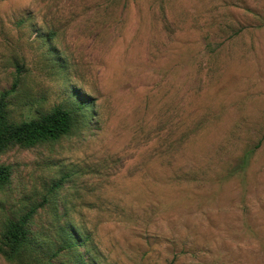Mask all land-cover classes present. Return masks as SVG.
<instances>
[{
	"label": "rangeland",
	"instance_id": "1",
	"mask_svg": "<svg viewBox=\"0 0 264 264\" xmlns=\"http://www.w3.org/2000/svg\"><path fill=\"white\" fill-rule=\"evenodd\" d=\"M17 79L16 120L76 95L91 116L0 155V237L38 207L54 240L64 178L80 264H264V0H0V92Z\"/></svg>",
	"mask_w": 264,
	"mask_h": 264
},
{
	"label": "trees",
	"instance_id": "2",
	"mask_svg": "<svg viewBox=\"0 0 264 264\" xmlns=\"http://www.w3.org/2000/svg\"><path fill=\"white\" fill-rule=\"evenodd\" d=\"M45 44L57 41L58 32L47 29ZM68 62H60V73L69 68ZM19 85L15 80L10 90L0 92V155L12 148L30 150L41 146H52L62 139L77 134L89 124L91 112L88 100L77 96L76 99L54 106L49 110H38L29 119L16 120L10 108L15 100L14 92ZM77 94V93H75ZM11 169L0 165V188L10 183ZM65 179L55 182L45 196L50 208L51 220L55 229L54 240L34 229L38 207L30 208L25 213L8 218L1 229L0 255L11 264H66L63 257L83 263V254L79 252L76 241L81 235L70 224H59L62 216L59 213L57 191ZM45 205V203L43 204ZM41 205V207L43 206ZM42 233V234H41ZM77 235V236H76ZM85 241H88L86 238ZM85 243L81 241V245Z\"/></svg>",
	"mask_w": 264,
	"mask_h": 264
}]
</instances>
